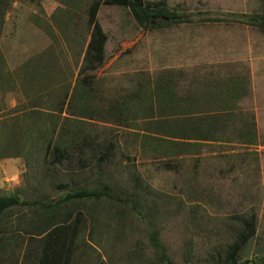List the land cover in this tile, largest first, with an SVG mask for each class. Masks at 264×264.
I'll list each match as a JSON object with an SVG mask.
<instances>
[{
    "label": "rangeland",
    "instance_id": "obj_1",
    "mask_svg": "<svg viewBox=\"0 0 264 264\" xmlns=\"http://www.w3.org/2000/svg\"><path fill=\"white\" fill-rule=\"evenodd\" d=\"M95 1L0 0V195L23 203L0 217V264L37 261L68 213L79 223L72 264H167L150 228L172 264H216L235 239L234 219L255 213L237 264H258L264 31L250 22L264 0H145L188 19L162 29L103 6L105 62L91 72ZM73 132L84 153L53 163V147ZM90 141L109 157L92 159ZM84 189L113 199L64 200Z\"/></svg>",
    "mask_w": 264,
    "mask_h": 264
},
{
    "label": "trees",
    "instance_id": "obj_2",
    "mask_svg": "<svg viewBox=\"0 0 264 264\" xmlns=\"http://www.w3.org/2000/svg\"><path fill=\"white\" fill-rule=\"evenodd\" d=\"M103 6L107 7H125L130 10L136 22L145 28L149 29H162L172 24L187 23L188 19L183 15L171 11L165 1L157 3H147L145 0H97L91 4L88 9V23L92 27L91 40L89 42L85 61L84 71H97L105 62V46L108 41L107 35L104 33L101 25L98 22L97 16ZM253 26H257L264 31V14L257 15L251 18L250 22ZM202 138V137H200ZM70 143L60 142L53 147L52 157L53 163L63 164L70 163L75 160L69 152L71 150L78 151L81 155L85 149L81 148L78 134L71 133ZM85 147L93 152L92 159L97 154H102L99 163L109 157V149L102 153L96 148L93 142H86ZM51 144L47 148L49 153ZM78 167L87 168L88 161L86 159H77ZM103 197L112 198V195L104 191H90L87 189L79 190L75 193L68 194L65 201L73 200H89L101 199ZM63 201L59 202L56 207L43 206L47 210L54 211ZM23 203L15 196H2L0 195V217L3 216L8 210L21 206ZM67 218L63 219L62 223L52 230L48 231L42 243V249L37 264H72V259L75 254V243L79 235L78 220L70 222L71 213ZM235 224L239 229L236 232L235 239L225 252V255L220 256L216 264H237L239 257L246 249L251 240L254 239L257 232V218L255 213L240 216L234 219ZM150 245L155 249L159 255V259L163 263L172 264L167 256L166 248L162 244L159 233L150 228L149 235ZM258 264H264V258L259 260Z\"/></svg>",
    "mask_w": 264,
    "mask_h": 264
},
{
    "label": "crops",
    "instance_id": "obj_3",
    "mask_svg": "<svg viewBox=\"0 0 264 264\" xmlns=\"http://www.w3.org/2000/svg\"><path fill=\"white\" fill-rule=\"evenodd\" d=\"M40 252H41V249H40ZM40 255V254H39ZM38 261H34L32 264H37Z\"/></svg>",
    "mask_w": 264,
    "mask_h": 264
}]
</instances>
